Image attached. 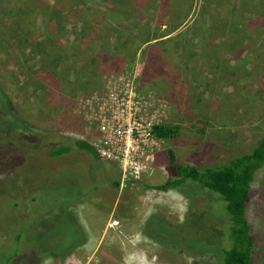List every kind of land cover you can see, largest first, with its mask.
<instances>
[{"label":"rangeland","instance_id":"rangeland-1","mask_svg":"<svg viewBox=\"0 0 264 264\" xmlns=\"http://www.w3.org/2000/svg\"><path fill=\"white\" fill-rule=\"evenodd\" d=\"M153 50L167 73L147 83ZM0 89L17 123L33 132L20 140L0 114V243L28 219L26 237L46 226L53 243L45 248L54 250L68 217L54 207L49 217L31 211L45 198L67 199L86 240L40 264H218L217 245L226 240L208 215L206 192L148 187L167 181L169 150L182 165L218 168L264 135V0H0ZM124 91L156 126L180 128L175 139L156 136L139 178L123 180L100 151L98 159L81 150L50 155L75 139L100 149L98 119ZM36 194L40 201L30 205ZM248 216L255 264H264V167ZM17 247L7 245L0 264Z\"/></svg>","mask_w":264,"mask_h":264},{"label":"trees","instance_id":"trees-1","mask_svg":"<svg viewBox=\"0 0 264 264\" xmlns=\"http://www.w3.org/2000/svg\"><path fill=\"white\" fill-rule=\"evenodd\" d=\"M152 47L156 48V46ZM154 52L153 50L148 53L144 68L143 80L147 81V83L152 81L155 77L163 78L167 73L163 68V63L157 59L160 56L159 52ZM122 54L126 55V52L124 51ZM15 113L12 103L0 89V114H3L6 116L5 118H8L12 122V127L18 128L16 131L21 133L19 136L20 140H24V136L32 137L33 132L31 133V131L25 127V123H23L24 125L22 123H17L19 120ZM179 131L180 128L178 126L160 125L155 127V133L160 138L175 139L179 135ZM73 149L74 152H72ZM80 150L87 152L88 155L92 157L99 158L97 149L91 143L82 139H75L70 143L59 144L52 148L50 155L52 157H59L70 155ZM168 157L169 161L166 165V170L169 175L167 181L162 185L148 188L161 192L177 191L181 194H192V196L197 197L202 191L206 192V200L210 207L208 215H210L213 220L215 219L222 223V240H226L223 246H220L221 244L217 245L219 254L218 264H255L258 248L253 234V227L248 216V206L251 202V190L255 177L264 167V135L248 153L218 168L199 170L194 167L182 165L174 152L170 150L168 151ZM95 170H97L100 176L104 171L103 168H96ZM106 182L107 181H105V183ZM117 184L119 185L118 181ZM107 186L106 183V188ZM40 196L41 195L38 194L33 195L26 201L31 202L29 203L30 205L35 204L34 202L37 201V197L38 201H40ZM43 196L45 197V195ZM83 197H85V195ZM42 203L46 206H41L37 209L39 206L37 205L36 209L32 208V218L37 217L40 212H42V214L39 218L47 217L48 214L52 213V207H54L53 211L58 210L57 212L61 219L64 215L68 217V222L65 220L62 222L64 226V229H62L64 230V236L59 241L57 239L55 244L57 249L55 248L52 250L50 248H45V246L53 243L52 239L48 236L46 237L47 232L51 229L49 230L48 227L42 226V231L39 232V226L37 232L40 236L37 238L34 236L27 238L25 235L27 231L26 226L30 224L31 220L22 219L19 220L20 231L18 230L15 234L12 231L11 236H8L9 239L7 242L4 243L3 240L0 243V246H2V248H0V256L7 245L16 246V244H18V247L11 252L8 259L5 261L6 264H40L41 261L48 256L66 258L86 240L85 231L78 225L77 219L70 216L73 205L70 204L69 200H57L56 198L51 200L45 198V201ZM221 203H223L224 206H221ZM15 205L20 207L19 205L21 204ZM219 206L222 211L218 210ZM35 212L37 213L35 214ZM71 221L76 226L71 224ZM51 232H53V230H51ZM206 245L207 242L201 250H195L202 251L208 247ZM175 247L179 248L180 246ZM25 248L28 249L24 250ZM260 250L262 251V249Z\"/></svg>","mask_w":264,"mask_h":264},{"label":"built area","instance_id":"built-area-1","mask_svg":"<svg viewBox=\"0 0 264 264\" xmlns=\"http://www.w3.org/2000/svg\"><path fill=\"white\" fill-rule=\"evenodd\" d=\"M100 115V149L104 157L119 164L122 178H139L153 151L156 125L137 106L127 92L114 94Z\"/></svg>","mask_w":264,"mask_h":264}]
</instances>
